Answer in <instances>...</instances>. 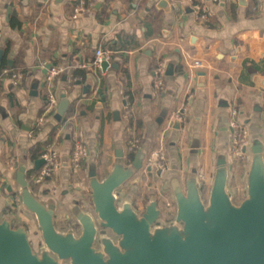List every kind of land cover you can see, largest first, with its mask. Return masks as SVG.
<instances>
[{
  "label": "crops",
  "instance_id": "crops-1",
  "mask_svg": "<svg viewBox=\"0 0 264 264\" xmlns=\"http://www.w3.org/2000/svg\"><path fill=\"white\" fill-rule=\"evenodd\" d=\"M159 1L0 0V211L15 226H26L32 242L38 238L35 217L15 201L18 164L27 162L39 196L57 201L56 224L75 226L67 206L78 200L91 209L90 164L95 162L104 177L119 148L130 155L133 125L140 148L147 152L145 161L160 150L167 156L152 171L140 170L120 190L136 207L151 194L160 202L161 191L171 212L175 201L169 176L184 181L193 160L207 192L221 150L229 161L230 188L235 194L241 187L245 190L249 148L255 138L264 143V86L255 80L264 77V0H193L205 6L207 20L189 6L181 13L184 0H171L166 9L158 7ZM82 2L91 6L90 12L73 18ZM99 48L119 51L114 58L119 68L91 67ZM196 58L213 69L192 70ZM161 63L166 74L157 90L154 78ZM45 67L59 70L54 81L57 102L50 106L40 87L38 96L31 94L36 80L41 86ZM201 71L206 72L205 87H199ZM15 72L22 73V84L14 83ZM63 92L78 97L57 123L54 116ZM185 104L188 117L175 129L173 117ZM234 112L247 132L243 157L233 153ZM78 144L85 146L86 155L81 168L73 171L71 158ZM51 149L58 153L60 166L51 181L37 183L41 168L36 163Z\"/></svg>",
  "mask_w": 264,
  "mask_h": 264
},
{
  "label": "water",
  "instance_id": "water-1",
  "mask_svg": "<svg viewBox=\"0 0 264 264\" xmlns=\"http://www.w3.org/2000/svg\"><path fill=\"white\" fill-rule=\"evenodd\" d=\"M239 2L242 4L244 0ZM169 6V0L158 2L159 8ZM9 62L12 67L13 62ZM119 65V60H105L101 69L106 71ZM205 77L206 72H199V87L206 86ZM255 80L264 86V77L257 76ZM39 87L40 81L36 80L31 94L38 96ZM77 97L76 93L61 94L54 116L57 123L63 121ZM118 115L116 112L115 118ZM163 119L162 115L158 123ZM174 128H181V122L176 120ZM249 152L245 196L239 203L235 202V193L229 185V161L221 150L205 195L195 160L184 181L176 174L169 176L176 213L173 219L164 222L155 194L150 195L144 211L138 210L131 196H121L120 190L143 169L147 152L140 149L129 162V155L119 148L106 176H99L95 162L90 164L91 209L83 208L78 200L70 202L67 207L77 225L64 227L56 224L57 201L39 196L29 180L28 164L22 160L14 174V191L23 209L35 217L37 243L35 247L26 226H15L0 211V264H264L262 140L255 138ZM44 162L40 159L36 168L40 169ZM162 172L159 167L160 177ZM52 179L47 177L44 182ZM76 187L82 190L80 184Z\"/></svg>",
  "mask_w": 264,
  "mask_h": 264
},
{
  "label": "built area",
  "instance_id": "built-area-1",
  "mask_svg": "<svg viewBox=\"0 0 264 264\" xmlns=\"http://www.w3.org/2000/svg\"><path fill=\"white\" fill-rule=\"evenodd\" d=\"M171 1V0H169ZM189 6L194 8L198 13L199 17L202 19L207 20L208 14L205 6L202 3H196L193 0H184L182 1V5L180 6L181 13L185 12V6ZM91 9V6L86 5L84 2H82L76 9L75 14L73 15V18H77L81 14L89 13ZM119 51L116 50H109L104 48H99L95 51L93 54L92 60L90 62L91 67H101V64L103 61H109L112 62L114 58L119 54ZM190 67L192 70L197 69H209L212 70L213 66L208 64L203 59H194ZM46 74L44 75V78L41 82V92L44 94L46 103L48 106L53 105L57 102V97L55 94L54 89V81L59 75V70H57L54 67H45ZM5 73L8 71L5 70ZM166 74V69L163 63L159 65V67L156 70L155 75V88L157 90H160V88L164 84V78ZM14 83L15 84H22L23 81V75L21 72H15L14 74ZM236 112H234V121L232 122L233 127V139H232V148L233 153L235 154V157H243L245 155L246 151L245 148H248V138H247V132L240 127L238 122L235 120ZM188 117V105H183L181 110L177 112V114L174 115L172 123H174L176 120L179 122H184ZM44 120V115L39 118V121L42 123ZM131 132V139L129 141V153L130 154H136L141 148V138L137 131V128L135 125L130 127ZM86 155V148L82 144H78L73 152L72 158H71V166L73 171H78L82 166V160L83 157ZM44 164L41 167V169L38 171V174L35 176V182L42 183L47 177L53 176L54 172L57 171V169L60 166V158L58 156V153L51 149L47 153L43 155ZM166 162L167 156L164 153L163 150L154 152L150 158H148L145 163L143 169L147 173L148 168L153 167L156 162ZM162 196L159 206L162 209V217L161 220L164 222H168L171 220V212H170V203L167 201V198L164 196V194H161ZM16 202H20L19 197L15 198ZM163 203V205H162ZM146 203L142 207H137L138 210L144 211Z\"/></svg>",
  "mask_w": 264,
  "mask_h": 264
},
{
  "label": "rangeland",
  "instance_id": "rangeland-1",
  "mask_svg": "<svg viewBox=\"0 0 264 264\" xmlns=\"http://www.w3.org/2000/svg\"><path fill=\"white\" fill-rule=\"evenodd\" d=\"M240 189L241 190L239 192H237V194H235L234 200H235L236 203H239L244 198V196H245V190H243V187H241ZM203 192H204V195L207 193L206 192V188H203ZM168 195H169V193H168ZM171 199H172V195H171ZM175 213H176V205H174V206L171 207V215H172L171 219L174 218ZM33 243L36 245L37 242L33 239Z\"/></svg>",
  "mask_w": 264,
  "mask_h": 264
},
{
  "label": "trees",
  "instance_id": "trees-1",
  "mask_svg": "<svg viewBox=\"0 0 264 264\" xmlns=\"http://www.w3.org/2000/svg\"><path fill=\"white\" fill-rule=\"evenodd\" d=\"M209 22H210V21H208V24H210ZM208 24H207V25H208ZM134 156H135V154H130L129 157L127 158L128 161H129V162L133 161Z\"/></svg>",
  "mask_w": 264,
  "mask_h": 264
},
{
  "label": "flooded vegetation",
  "instance_id": "flooded-vegetation-1",
  "mask_svg": "<svg viewBox=\"0 0 264 264\" xmlns=\"http://www.w3.org/2000/svg\"><path fill=\"white\" fill-rule=\"evenodd\" d=\"M58 226V225H57ZM58 227H60V226H58ZM33 243V242H32ZM33 245L36 247V245L33 243Z\"/></svg>",
  "mask_w": 264,
  "mask_h": 264
}]
</instances>
